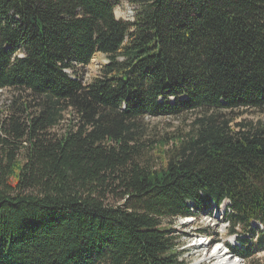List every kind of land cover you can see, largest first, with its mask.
Masks as SVG:
<instances>
[{
    "label": "trees",
    "instance_id": "trees-1",
    "mask_svg": "<svg viewBox=\"0 0 264 264\" xmlns=\"http://www.w3.org/2000/svg\"><path fill=\"white\" fill-rule=\"evenodd\" d=\"M117 1L0 0V91L36 102L2 123L29 146L1 149L0 264H187L174 223L225 201L230 233L264 245V123L227 117L264 113V0H127L133 21ZM67 110L79 126L51 136ZM195 111L146 156L144 118Z\"/></svg>",
    "mask_w": 264,
    "mask_h": 264
},
{
    "label": "rangeland",
    "instance_id": "rangeland-1",
    "mask_svg": "<svg viewBox=\"0 0 264 264\" xmlns=\"http://www.w3.org/2000/svg\"><path fill=\"white\" fill-rule=\"evenodd\" d=\"M118 8L121 9L124 14L120 17L116 14L115 16L117 19L124 21H133L136 10L138 9V7L131 5L127 0H118L115 12ZM106 64H108L106 56L102 54L95 56L91 64L81 72V75L85 78L84 81L88 83L98 77ZM71 73V71H68V74L72 76ZM185 99L186 97L182 98V100ZM15 101L19 103H28L29 109L27 112H16L17 116H21L22 122L27 121L28 114H34L36 112V102L27 94H21L15 90L0 91V156L4 153L1 149H9L15 150L20 156V159H23L25 148L29 146V135L17 138L15 135H7L2 128L3 121L8 119L16 110V107L12 108L15 105ZM170 103L175 104V99H171ZM206 114V112L195 111L186 112L174 117L161 116L144 118V120L140 122L142 130L139 133L141 134V144L146 145V156L149 158V155H151L150 148L160 142H170L177 138L187 139V136L193 128L195 126L198 127V125H196L197 120L204 117ZM227 117L234 118V123L243 122L253 125L260 122L264 123V113L253 110L240 111V115L238 116L227 115ZM78 126V116L73 110H67L64 113V120H62L61 124L50 131L51 136H59L64 134L70 127L76 129ZM231 212L230 201H225L221 206H216L212 203V206L196 211L193 217L179 218L174 223L173 232L169 236L176 239L178 244L177 249L181 253V261L187 264H216V256H212V261H207L205 257L208 252L211 254L217 246H220L230 253L231 256L240 259L242 264H264V245L258 246V241H260L258 237L252 238L247 234H241V228H237L236 234L230 233L231 225L228 221V217ZM253 227H257L259 231H264V227L257 223H255ZM245 240H252L251 244L247 247L242 242ZM200 244H204L205 246L200 247ZM251 245L252 256L247 259L238 257L231 251L232 249H247Z\"/></svg>",
    "mask_w": 264,
    "mask_h": 264
},
{
    "label": "bare ground",
    "instance_id": "bare-ground-1",
    "mask_svg": "<svg viewBox=\"0 0 264 264\" xmlns=\"http://www.w3.org/2000/svg\"><path fill=\"white\" fill-rule=\"evenodd\" d=\"M205 244V243H204ZM204 244H200V247H204ZM212 256H216V264H242L240 259L231 256L224 248L217 246L216 249L210 254L209 252L206 254L205 259L207 261H212ZM238 259V260H236Z\"/></svg>",
    "mask_w": 264,
    "mask_h": 264
},
{
    "label": "clouds",
    "instance_id": "clouds-1",
    "mask_svg": "<svg viewBox=\"0 0 264 264\" xmlns=\"http://www.w3.org/2000/svg\"><path fill=\"white\" fill-rule=\"evenodd\" d=\"M115 14H116L118 17H120V16H122L124 13H123V11H122L121 9L118 8V9L116 10Z\"/></svg>",
    "mask_w": 264,
    "mask_h": 264
},
{
    "label": "water",
    "instance_id": "water-1",
    "mask_svg": "<svg viewBox=\"0 0 264 264\" xmlns=\"http://www.w3.org/2000/svg\"><path fill=\"white\" fill-rule=\"evenodd\" d=\"M132 16H133V14H132Z\"/></svg>",
    "mask_w": 264,
    "mask_h": 264
}]
</instances>
